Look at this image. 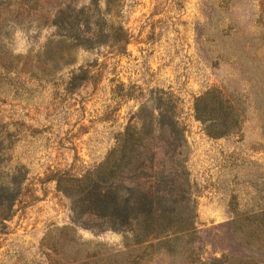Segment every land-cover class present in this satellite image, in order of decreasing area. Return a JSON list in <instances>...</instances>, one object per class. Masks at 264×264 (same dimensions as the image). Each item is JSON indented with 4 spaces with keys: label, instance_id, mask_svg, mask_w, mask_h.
Returning a JSON list of instances; mask_svg holds the SVG:
<instances>
[{
    "label": "rangeland",
    "instance_id": "obj_1",
    "mask_svg": "<svg viewBox=\"0 0 264 264\" xmlns=\"http://www.w3.org/2000/svg\"><path fill=\"white\" fill-rule=\"evenodd\" d=\"M0 32L14 63L0 66V188L25 174L0 264H264V0H0ZM215 87L246 95L240 132L212 137L196 118ZM171 95L197 234L127 247L82 227L57 179L94 170L141 106L166 111Z\"/></svg>",
    "mask_w": 264,
    "mask_h": 264
},
{
    "label": "trees",
    "instance_id": "obj_2",
    "mask_svg": "<svg viewBox=\"0 0 264 264\" xmlns=\"http://www.w3.org/2000/svg\"><path fill=\"white\" fill-rule=\"evenodd\" d=\"M66 19L57 16L52 23ZM45 55L55 58L50 44ZM13 64L0 51L1 67L10 70ZM243 96L234 98L232 92L226 96L215 87L195 99V116L208 135L240 132L246 114ZM169 104L166 111L141 106L137 123L127 125L119 144L99 166L81 178L66 175L57 179L58 187L73 202L75 222L97 232H122L127 247L132 241L141 243L178 231L197 234L198 214L191 209L195 198L188 167L190 146L172 95ZM24 179L23 168L15 166L10 177L13 186L0 188V230L13 211ZM82 251L79 246L77 252Z\"/></svg>",
    "mask_w": 264,
    "mask_h": 264
},
{
    "label": "clouds",
    "instance_id": "obj_3",
    "mask_svg": "<svg viewBox=\"0 0 264 264\" xmlns=\"http://www.w3.org/2000/svg\"><path fill=\"white\" fill-rule=\"evenodd\" d=\"M21 35V33L19 31H17L16 36L19 37ZM17 52H19V49H16Z\"/></svg>",
    "mask_w": 264,
    "mask_h": 264
},
{
    "label": "crops",
    "instance_id": "obj_4",
    "mask_svg": "<svg viewBox=\"0 0 264 264\" xmlns=\"http://www.w3.org/2000/svg\"><path fill=\"white\" fill-rule=\"evenodd\" d=\"M216 191H219V190H216V189H215V193H216Z\"/></svg>",
    "mask_w": 264,
    "mask_h": 264
}]
</instances>
